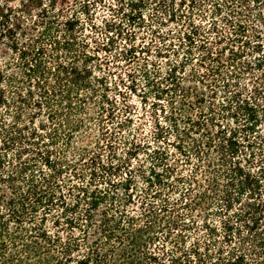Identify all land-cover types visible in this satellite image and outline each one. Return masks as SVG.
<instances>
[{
  "label": "trees",
  "instance_id": "obj_1",
  "mask_svg": "<svg viewBox=\"0 0 264 264\" xmlns=\"http://www.w3.org/2000/svg\"><path fill=\"white\" fill-rule=\"evenodd\" d=\"M0 264H264V0H0Z\"/></svg>",
  "mask_w": 264,
  "mask_h": 264
}]
</instances>
